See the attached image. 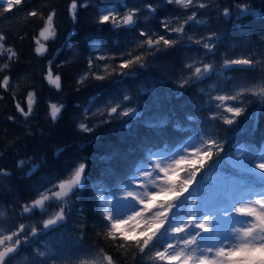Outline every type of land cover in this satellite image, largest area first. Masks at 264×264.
I'll return each mask as SVG.
<instances>
[{
    "label": "trees",
    "instance_id": "1",
    "mask_svg": "<svg viewBox=\"0 0 264 264\" xmlns=\"http://www.w3.org/2000/svg\"><path fill=\"white\" fill-rule=\"evenodd\" d=\"M84 2L85 0H77L75 21L69 11L72 0H23L20 6L7 13L0 8V34L6 37L5 46L17 53L12 61L7 60V53L0 56V65L9 63V67L0 72V81L4 76L10 78L7 90L0 87V170L8 173L6 176L0 175V229L10 230L23 224L29 237V243H22L20 252L9 260V264H43L45 261L46 264H87V261L90 262L89 257L99 253L101 249L113 257L115 264H162L141 254L134 244L118 248L104 235L106 221L101 216L95 186L102 179L110 189L117 190L119 183L127 180L145 155L142 141L144 146L154 144V151L165 147L171 151L212 123L218 125L216 130L219 135L226 137V151L230 149L234 152L245 144L254 149L264 148V104L255 97H241L248 112L255 110V116L249 119L244 116L237 118L241 123L231 126L235 131H224L230 129V126L209 120L211 112L208 108L209 93L215 96L234 92L243 86L253 87L264 81V40L260 36L264 20H247L245 34L238 39L218 43L214 55L205 56V50L200 45L188 42V46L182 51L171 48L155 55H147V66L136 69L132 78L113 76L109 80L96 81L89 77L84 84L77 81L86 72H102L105 64L112 67L118 65L122 52L133 48L136 41L145 39L139 35L141 30L164 34L162 20H172L175 24V17L181 13H185L180 16V20H183L192 11H196L197 18L207 23L186 26L187 34L207 37L216 32L219 35L228 28L222 17L223 8L230 7L234 11L237 3L260 8L264 7V0H201L207 4L205 9L188 10L175 4H165L164 0H91L88 7L80 6ZM147 4L161 6L156 7L154 18L147 21L141 18L135 30L121 28L117 30L120 33L118 36L97 33L98 28L110 27L95 23L97 9L101 5L116 6L122 13L135 7L140 8L143 13ZM120 5L127 7H119ZM30 11H36L37 16H29ZM53 11L56 13V35L45 41L39 33L45 26L47 16ZM94 35L101 37V49L93 50L89 46ZM37 40L47 49L42 55L36 53ZM144 51L145 49H137L134 54ZM100 56L112 58L97 59ZM237 57L253 60L254 67L247 71L221 70L220 66L225 58ZM90 59L94 65L92 69H89ZM192 59H202L204 63L214 64L217 73L196 87L186 86L180 89V78L187 76L190 71L184 68V64L192 62ZM49 67L53 76L59 75L61 78L59 90L45 79ZM146 86L154 87L157 96L162 99L175 91L186 93L182 97L187 102L184 112L195 113L200 124H194V131L186 133L173 132L172 125L169 124L167 146L150 129L139 123H134L131 129L105 132V129H118L123 123L122 120H113L97 127L93 133L79 130L78 124L81 122L89 126L100 124L105 117L95 114L97 110L110 106V102L121 101L124 95L131 97V101L126 103L132 105L147 102L146 117L168 116L172 104L165 101L163 107L153 105L152 97L139 95L141 88ZM29 92L35 94V103L31 115L25 119L16 105L19 104L27 111ZM249 100L252 102L249 103ZM173 103L177 102L173 100ZM215 103L213 100L212 104ZM50 104L64 105L61 118L55 122L49 116ZM176 118L183 119V113H172L171 119ZM113 151L118 155L110 163L100 159ZM20 161L25 162L22 167H18ZM55 161L59 163H54ZM78 162L87 163L88 182L71 198L66 222L56 231H48L46 234L41 231L40 235L32 237L31 227L36 226L42 230V220L47 216H42L39 211L32 216L22 214L23 205L37 197V189L42 191L59 179H64ZM33 166H36L37 171L29 178L28 173ZM106 168L110 169V174L102 175V170ZM56 210L53 206L49 213ZM81 235L84 237L82 247L73 243ZM37 252H44L46 256L39 257Z\"/></svg>",
    "mask_w": 264,
    "mask_h": 264
},
{
    "label": "snow or ice",
    "instance_id": "2",
    "mask_svg": "<svg viewBox=\"0 0 264 264\" xmlns=\"http://www.w3.org/2000/svg\"><path fill=\"white\" fill-rule=\"evenodd\" d=\"M22 3L23 0H6L5 4V0H0V8L5 13L12 12ZM89 3L91 0H85L80 6L88 7ZM164 3L175 4L185 10L207 7V4L201 0H164ZM157 6L147 4L143 13L140 8L135 7L128 8L122 13L116 6L101 5L97 9L95 23L110 27L108 29L101 27L96 31L109 36L120 35L117 30L121 28L133 31L141 18L147 21L155 17ZM77 8V0H72L69 11L74 21L77 18ZM28 15L35 17L37 12L30 11ZM55 15L53 11L47 16L45 26L39 33L45 41L56 35ZM182 15L185 13L180 14ZM180 16L175 17V24L172 20L161 21L164 34L141 30L139 35L145 39L136 41L133 48L122 52L121 62L118 65L112 67L105 64L102 72H86L77 83L84 84L89 77L96 81L109 80L113 76L132 78L136 69L147 66V55H155L157 52L171 48L182 51L188 46V42L200 45L205 50V56L214 55L218 43L238 39L245 34L247 20H264V7L254 8L247 3H237L234 11L230 7L223 8L222 17L228 25L227 30L219 35L213 32L207 37L187 34L186 26L207 23L197 18L196 11H192L183 20H180ZM171 33L176 35L172 36ZM260 36L264 40V29L260 32ZM5 39V35L0 34V56L7 53V60L12 61L17 53L5 46ZM91 40L89 46L93 50L102 48L103 42L100 36L94 35ZM37 45L36 53L42 55L47 49L40 40H37ZM161 45L163 47H160ZM137 49H145V51L134 54ZM111 58L97 57L102 60ZM8 67L9 63H3L0 65V72ZM93 67V61L90 59L89 69ZM253 67L254 61L246 57L225 58L220 66L221 70L236 68L241 71ZM184 68L190 71L187 76L180 78L178 82L180 89L186 86L196 87L217 73L214 64L204 63L202 59H192V62L184 64ZM45 79L57 90L61 88L60 76H53L50 67ZM9 83L10 78L4 76L0 81V87L7 90ZM139 95L152 97L153 105L163 107L165 101L172 104L169 115L146 117L148 103L132 105L126 103L131 101V97L124 95L121 101L110 102V106L106 105L105 108L97 110L95 114L105 117L100 124L89 126L81 122L78 124L79 130L93 133L97 127L111 123L113 120H122L123 123L118 129H105V132L131 129L134 123H139L150 129L167 146L169 124L176 133L193 132V125L200 124L195 113L184 112L187 107V102L182 100L186 95L184 92L175 91L162 99L157 96L154 87L146 86L141 88ZM34 96V93H28L27 111L19 104L16 105L25 119L32 113ZM209 96L208 108L211 112L209 120L220 121L230 126V129L224 131H235L231 126L241 123L237 118L244 116L245 119H249L255 116V110L248 112L241 97L245 99L255 97L264 104V81L253 87L243 86L235 92L215 96L209 93ZM173 100L177 103H173ZM213 100L216 101L214 105ZM229 101L234 103H228ZM49 108V116L53 122L61 118L63 104L59 106L50 104ZM213 108L215 111H212ZM178 111L183 113V119H171V114ZM9 119L13 118L9 117ZM217 128L216 123L206 125L200 132L171 151H168L167 147L154 151V144L144 146L142 141L145 155L127 180L119 183L117 190L113 191L102 179L98 180L95 194L98 197L102 219L106 221L104 235L116 247L127 248L134 244L141 254L162 264H264V148L254 149L245 144L236 148L234 152L230 149L226 151V137H221ZM145 140H148V137H145ZM117 155L118 153L113 151L101 156L100 159L110 163ZM24 163L20 161L18 167H22ZM87 167L86 162L76 163L64 179H59L42 191L37 189V197L23 205L22 214L32 216L39 211L42 216H47L42 220V230L36 226L31 227L32 237L40 235L41 231L45 234L48 231H56L64 225L71 198L88 182ZM36 171V166H33L28 177L31 178ZM106 174H110L109 168L102 170V175ZM0 175L6 176L8 173L0 170ZM186 193L188 195H185ZM53 206L57 210L49 213V209ZM21 234H24L22 238ZM83 239L81 235L73 243L82 247ZM22 243H29L23 224L10 234L0 233V264H9V258L18 252ZM37 255L45 257L46 253L37 252ZM97 255L106 264H115L113 257L104 253L102 249ZM49 259L54 258L49 257ZM43 264H46V261ZM93 264L97 262L94 260Z\"/></svg>",
    "mask_w": 264,
    "mask_h": 264
},
{
    "label": "rangeland",
    "instance_id": "3",
    "mask_svg": "<svg viewBox=\"0 0 264 264\" xmlns=\"http://www.w3.org/2000/svg\"><path fill=\"white\" fill-rule=\"evenodd\" d=\"M5 2H6V0H5ZM127 11V10H126ZM180 19H182V18H180ZM236 89V88H235ZM239 89V88H238ZM238 89H236V90H238ZM235 90V91H236ZM234 91V92H235ZM228 103H234V102H232V101H229ZM226 115H228V114H226ZM54 190V189H53ZM56 190V189H55ZM16 229H18V227H14V228H12V229H10V230H6V229H0V233H4L5 235H7V234H10L11 232H13V231H15ZM22 238V237H21ZM14 239H15V237H14ZM7 241H6V245H7ZM98 253H96V254H93V255H91L90 257H89V260H90V262H88L87 261V264H93V261L95 260L96 262H97V264H106V262L105 261H103V260H101V259H99L98 258V255H97Z\"/></svg>",
    "mask_w": 264,
    "mask_h": 264
},
{
    "label": "water",
    "instance_id": "4",
    "mask_svg": "<svg viewBox=\"0 0 264 264\" xmlns=\"http://www.w3.org/2000/svg\"><path fill=\"white\" fill-rule=\"evenodd\" d=\"M235 69H236V68H235ZM185 195H186V194H185ZM19 250H20V249H19ZM19 250H18V251H19ZM17 253H18V252H17ZM17 253H15V254H17ZM15 254H13L12 256H14ZM12 256H11V257H12ZM11 257H10V258H11ZM10 258H9V259H10Z\"/></svg>",
    "mask_w": 264,
    "mask_h": 264
}]
</instances>
